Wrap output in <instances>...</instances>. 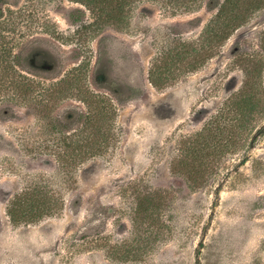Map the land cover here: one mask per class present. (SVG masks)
<instances>
[{"label": "rangeland", "instance_id": "374dc122", "mask_svg": "<svg viewBox=\"0 0 264 264\" xmlns=\"http://www.w3.org/2000/svg\"><path fill=\"white\" fill-rule=\"evenodd\" d=\"M221 1L1 3L0 264H264V134L245 163L238 153L227 156L203 187L191 188L170 169L180 140L246 75L264 82V8L202 67L162 89L148 78L152 60L196 41ZM36 40L53 44L60 64L39 74L19 65L6 70L13 65L3 50L17 55ZM103 75L123 88H105ZM16 78L31 79L34 90L12 87ZM106 103L114 110L100 122L110 131L99 140L110 144L83 160L75 176L59 174L58 145L65 135L85 142L91 111ZM261 128L259 117L253 138ZM35 185L61 193L64 209L14 225L9 200ZM147 195L156 211L134 225L137 200Z\"/></svg>", "mask_w": 264, "mask_h": 264}, {"label": "trees", "instance_id": "16d2710c", "mask_svg": "<svg viewBox=\"0 0 264 264\" xmlns=\"http://www.w3.org/2000/svg\"><path fill=\"white\" fill-rule=\"evenodd\" d=\"M217 6L216 14L196 41H183L179 49L163 51L152 60L148 78L155 88L167 87L178 74L185 70L198 69L218 55L230 37L264 8V0H223ZM3 56L4 62L7 63L9 57H6L5 50ZM8 64L13 65L10 62ZM175 65L179 66L178 71H175ZM10 68L14 66H6V70L10 71ZM11 86L21 92L35 88L29 78L13 79ZM259 86L260 89H257ZM263 99L264 82L246 75L241 87L223 101L217 112L211 115L198 131L180 140L179 153L170 162L171 172L183 176L191 188H199L216 178L218 169L227 156L238 153L239 156L242 155V163H245L247 152L258 137L264 134V128H261L260 134L252 137L258 118H264ZM113 110L111 104L106 103L101 111H91V116L87 119L90 129L85 132V142L72 138L67 141L69 137L63 135L66 141L58 145L56 151L59 174L75 176L77 167L83 160L90 154H98L110 144L99 140L108 137L110 131L109 129L105 135L107 130L103 131L100 122L108 120ZM58 132L63 134L65 131ZM44 188L47 187L35 185L23 188L9 200L6 211L11 223L19 225L36 222L57 215L64 209L65 200L61 193H53L49 187ZM136 204L134 225L139 223V219L141 223L145 216L153 217L152 212L155 213L156 204L152 197H142ZM143 214L145 216L141 218Z\"/></svg>", "mask_w": 264, "mask_h": 264}, {"label": "flooded vegetation", "instance_id": "af4514ba", "mask_svg": "<svg viewBox=\"0 0 264 264\" xmlns=\"http://www.w3.org/2000/svg\"><path fill=\"white\" fill-rule=\"evenodd\" d=\"M4 1L5 0H0V15L2 13L1 3ZM3 29H11V27L6 26ZM6 49L5 54L7 58L9 57L8 62L12 63L14 67L17 65L20 67L26 66L33 71V73L31 72L29 74L48 72V70L54 69L60 64L59 51L57 48L53 44L43 40L31 41L25 46L21 53L17 55L10 56L11 53ZM60 80V83L66 82V76ZM71 80L72 78H69V81ZM100 82L109 90L115 88L116 91H118V87H122L120 82L107 75L101 76Z\"/></svg>", "mask_w": 264, "mask_h": 264}]
</instances>
